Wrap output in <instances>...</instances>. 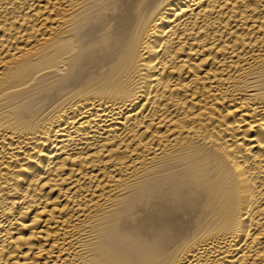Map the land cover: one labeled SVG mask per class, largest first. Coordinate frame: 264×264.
Instances as JSON below:
<instances>
[{"label": "bare ground", "instance_id": "obj_1", "mask_svg": "<svg viewBox=\"0 0 264 264\" xmlns=\"http://www.w3.org/2000/svg\"><path fill=\"white\" fill-rule=\"evenodd\" d=\"M0 264H264V0H0Z\"/></svg>", "mask_w": 264, "mask_h": 264}]
</instances>
